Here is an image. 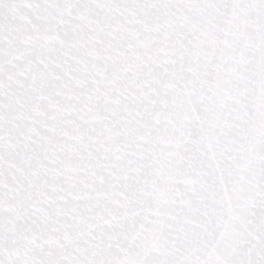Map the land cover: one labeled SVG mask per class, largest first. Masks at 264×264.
Segmentation results:
<instances>
[{
	"label": "snow or ice",
	"instance_id": "snow-or-ice-1",
	"mask_svg": "<svg viewBox=\"0 0 264 264\" xmlns=\"http://www.w3.org/2000/svg\"><path fill=\"white\" fill-rule=\"evenodd\" d=\"M0 264H264V0H0Z\"/></svg>",
	"mask_w": 264,
	"mask_h": 264
}]
</instances>
